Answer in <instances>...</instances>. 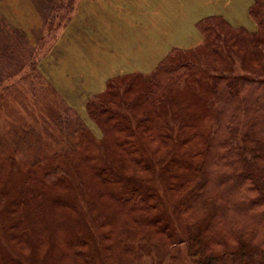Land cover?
I'll list each match as a JSON object with an SVG mask.
<instances>
[{"label": "rangeland", "instance_id": "1", "mask_svg": "<svg viewBox=\"0 0 264 264\" xmlns=\"http://www.w3.org/2000/svg\"><path fill=\"white\" fill-rule=\"evenodd\" d=\"M11 1L12 5L9 9H12V14L5 15L0 11V33L7 32L6 29H23L26 25L32 24L28 33L34 46L32 48L35 54L34 60L40 62L48 56L46 60L51 62L52 68L50 76L58 81H63L64 84L60 88L54 87L46 78L59 94L58 97L48 84L41 87L42 80L38 78L39 86L34 87L38 94L34 96L30 86L31 78L28 75L29 63L17 78L5 83L9 88L14 85L12 88H21V90L14 96H9L5 89L3 92L0 90V142L2 143L0 157L3 156V153L11 154L13 152L14 156L19 159L15 164H32L33 169L40 165L43 171L47 170L49 162L47 163L44 159L38 163V158L46 156L50 150V148L41 146L42 143H45L44 139L47 141L46 135L43 136V127H49L52 135L58 136L57 141L62 144L66 141L65 148L62 145L56 150V155L60 157V168L66 169L67 171L64 170L66 174L74 169L72 175L74 181H85L86 185L92 187L88 188L89 190L85 189L81 194L79 190L77 192V189L75 194L72 193V198L79 200V208L88 214L85 202L93 199L90 190L108 188L101 182L103 180L101 174H96L95 170L98 168L104 171L102 174L105 175L108 172L103 165L96 166L95 159L108 155L111 160H116V152L112 151L110 155L106 143L110 141L111 145V141L115 143L117 139L124 143L118 147L117 150L120 149V152L117 153L122 156L121 158L127 157L125 148L129 142H132L134 159L127 157L125 160L127 169H122L118 162L116 164L118 168L112 167L118 174H122L124 177L129 176L134 182L143 185L140 188L145 189L148 194V199L144 201V207L133 211L131 217L134 218L127 221L131 231L135 233L130 238L128 236L131 232L126 233L127 237L122 235V229H124L122 218L128 217L127 214H124L122 218L118 216L120 221L116 222V230L112 231L110 228L109 232L106 220L96 222L90 219L89 215L87 219L76 218L80 224L75 222L74 235L79 236L80 244L74 246L73 251H76L78 262H73L75 264H255V260H251L253 248L250 244V236L240 239L238 242L231 238L225 240L222 238L223 241L220 238L211 237L209 240L211 236L209 234L206 235V240L203 239L201 231L208 227L209 222L207 224L205 222V218L208 217H194L197 214L194 205L197 204H193V197L187 195L192 190L193 184L181 186L182 182L178 180L180 172L177 165L178 160L185 163V158L180 154L188 150L190 153L203 150L204 140L212 130L213 108L211 110L209 78L226 74L229 70H232L233 74H242L240 70L264 74V42H262V46L252 43H244L240 46L238 43L235 47H232L234 44L231 42L220 45L209 44L197 30V24L203 18L216 16L215 14H205L206 11L216 9L226 12L229 9L230 14L225 16L226 18L218 16L223 17L231 29L253 31L255 23L249 15V8L255 0H216L217 4H214L213 0H209L210 3L207 4V7H200L199 3L207 0H198L199 2L180 0L181 6L186 9L185 12H183L184 7L179 8L178 11L177 6L173 5L177 0H169L164 9L158 11L157 28L151 37V43L140 47L139 60L134 63L140 71L135 73L148 74V71L163 60L172 48L189 50V57L193 64H190V67L192 66L194 69L186 81L164 94L159 101L152 102L144 99L142 94L144 92H141L143 89L138 85L139 81L136 80L137 78L134 79V76H129L132 73L126 72L117 76L120 78L113 81L107 80L114 73L113 69L119 67L117 72L124 69L129 71L128 66L124 67L119 62H114L110 63V67L102 68L101 55L89 47L85 39L78 38V35L76 36L77 44L75 45L74 42L72 52L68 56L66 52L58 49L66 43L54 47L58 39L59 41L64 39L60 40V37L74 17L79 0ZM240 1L243 4H240ZM244 8H246L245 11H241ZM89 10L97 18L106 14L98 3L90 4ZM241 19H243L242 23H240ZM185 27L189 31H184L179 36L177 30ZM83 28H85L84 25ZM230 33L233 32L230 31ZM66 36L71 39V42L72 37H75L73 34L71 36L69 31ZM1 38L6 41L5 37L1 36ZM222 38L228 39L229 37L223 32ZM52 48L55 50L54 52ZM256 50L260 51L258 57L253 55ZM184 53L181 52L180 55ZM117 60L123 62L124 57H117ZM257 60H261V62ZM71 71L72 74L75 72L80 74L84 78V82L80 77L69 79ZM174 90L176 95L173 98ZM193 93L199 96L201 105H197L189 96ZM99 94L101 96L96 97ZM177 95L179 98L175 99ZM89 101L105 103L99 113L98 122L93 119L90 111L91 116L88 113L87 104ZM60 103L66 104L63 110L67 113L61 109ZM180 103L188 106L186 112L181 109L179 117L173 116L172 112L170 113L171 106ZM199 108L200 111H198ZM150 123H154L152 126L155 127L149 126ZM79 124H85L88 130L87 136L84 133L86 142L82 141L77 144L78 137L81 136V133L78 132ZM33 128L36 129L34 133ZM152 128H156V130ZM168 128H172L173 132H171L172 129L168 131ZM158 129L161 130V133ZM31 135L32 137H30ZM190 135L193 136L190 138ZM54 139L55 137L51 142H55ZM183 140L188 141L178 146ZM13 146L14 149L10 148ZM83 151H87L86 158L84 154L82 155ZM89 152L92 153L94 160L89 156ZM187 155L188 152L186 157ZM90 158H92V162H86L85 159ZM137 159L138 162L134 165L132 162ZM188 161L190 162V159ZM193 161L198 162L199 158L194 157ZM40 174H44V172H36L35 169L32 177L36 178ZM17 178L20 179L21 175ZM0 181L2 182L0 185L4 184L1 173ZM134 184L131 185L135 191ZM113 187L118 186L115 184ZM1 193L0 190V195ZM44 193L50 195L48 190ZM61 193L65 195L69 191L63 189ZM195 193H200L198 187H196ZM120 196L122 199L124 198V194ZM105 198L101 197L98 200L99 204ZM1 199L0 216L2 207L7 205L9 199L12 201V198L3 197ZM113 200L117 202L115 197L110 196L109 201H104L106 203L103 204L109 210L116 208V202H111ZM134 201L130 198L126 203L128 205L130 203V208H132L131 203ZM2 217H0V233H2ZM136 218L138 220L143 218L148 222L152 220L154 224L148 223L144 229L142 226L139 228V223L134 221ZM186 227L189 228L190 241L187 240V233H181ZM81 229L82 231H80ZM83 229L85 230L84 237ZM87 233L89 237L92 234L98 236L99 233H102L104 241L98 243L94 240V243L88 241L86 244ZM5 235V233L0 235V248L2 247L6 251L0 250V259L6 258L12 262H18V264H46L43 259L45 253L47 257L50 251L47 247L42 248L38 257L31 245L28 244L29 242H23L14 237L6 243L5 237L8 236ZM128 245L134 248L131 253H126L124 250ZM115 247L119 249L114 251ZM243 254H247L248 257L242 258ZM118 257L124 260L119 261ZM257 262L264 264V255ZM69 264H72V261Z\"/></svg>", "mask_w": 264, "mask_h": 264}, {"label": "trees", "instance_id": "2", "mask_svg": "<svg viewBox=\"0 0 264 264\" xmlns=\"http://www.w3.org/2000/svg\"><path fill=\"white\" fill-rule=\"evenodd\" d=\"M249 15L255 23L253 31L239 28L231 29L227 21L218 15L201 19L197 24V30L209 44L220 45L231 42L234 44L232 47H235L238 43L240 46L244 43L262 46V42H264V0H255L249 8ZM6 30L7 32L0 33L1 92L5 89L8 91L9 96H14L21 90V88H12L14 85L9 88L5 83L17 78L29 63L28 75L31 78L30 86L34 96L38 94L36 88H34L39 86L38 78L42 80V83L40 82L41 87L48 84L54 94L58 96L59 94L54 87L40 72L39 62L36 59L34 60L35 54L32 50L34 46L28 35L21 29ZM230 31L233 33H230ZM223 32L229 37L228 39L222 38ZM250 32L254 33L250 34ZM1 36L5 37L6 41ZM181 52L185 53L180 55ZM253 55L258 57L260 51L256 50ZM257 61L261 62V60ZM190 64L193 65L189 57V50L172 48L150 73H132L129 76H134V79L137 78L136 80L139 81L138 85L143 89L141 92H144L142 94L146 101H159L164 94L190 77V72L194 69L192 66L190 67ZM240 71H242V74H233L232 70H229L226 74L220 73V76L209 78L211 110L213 108L212 130L204 140L203 150L196 152L197 154L195 152L190 153L189 150L180 154L185 158V163L178 160L179 169H177L180 172L178 180L182 182L181 186L183 187L193 184L192 190L187 195L193 197V204H197L194 205L197 212L194 217H208L205 218V222L206 224L209 222V225L201 231L203 239L206 240V235L209 234L211 235L209 240L211 237H214V239L220 238L221 240L231 238L238 242L240 239L250 236V244L253 248L251 260H255L254 263L258 264L257 260L262 259L264 255V74L246 70ZM117 78L120 77L111 78L109 81ZM133 85L135 84L133 83ZM175 95L174 90L172 97L174 98ZM179 95L175 99H178ZM98 96L100 97L101 94L96 95V97ZM189 96L197 105H201L200 98L196 93ZM65 105L59 104L62 110ZM104 106L105 103L103 102L94 103L89 101L87 104L88 113L90 111L96 122H98L99 113ZM187 107L184 103L174 104L171 106L170 113L172 112L173 116L179 117L180 110L186 112ZM198 111H200V108ZM65 112L67 113V111ZM60 120L63 121L62 118ZM152 125L154 123H150L149 126L155 127ZM78 128L81 136L78 137L77 144L82 143V141L85 143L84 133L87 136L88 129L85 124H79ZM43 129V136L46 135L47 141L44 139L45 143H42L41 146L50 148V150H48L46 156L38 158V163L45 159L50 165L44 171L40 165L35 169L36 172L42 171L44 174L33 178L35 169H33L32 164H15L19 159L14 156L13 152L11 154L3 153V156L0 157V173L4 181V184L0 185L2 191L0 201L3 197L12 198V201L9 199L7 205L2 207L1 213L3 225L0 235L5 233V236H8L5 237L6 243L17 237L23 242H29L28 244L31 245L38 257L42 248L47 247L50 251L47 257L45 253L43 259L46 264H69L71 261L72 264H75L78 260L76 259V251H73V249L75 245L80 244L79 236L74 235V230L76 231L74 229L75 222L79 223L76 221L77 219H83V217L87 219L89 215L90 219L96 222L106 220L108 222L107 231L109 232L110 228L112 231L116 230V222L120 221L117 217L121 216L122 218L124 214H127L128 217L124 216L122 218V224L124 225L122 235L126 236L127 232H131L129 238L135 235L127 221L134 218L131 217L133 211H138L144 207V201L148 199V194H146L145 189L140 188L143 185L134 182L129 176L125 175L126 177H124L122 174H118L113 168L118 166L116 165L118 162L122 169H127L125 160L127 157L129 159L133 158L132 142H129L125 148L127 157L121 158L122 156L117 153L120 152V149L117 150L118 147L124 145L121 140L117 139L115 143L111 141V145L110 141L106 143L110 155L112 151L116 152V160H111L108 155L104 158L95 159L97 161L96 166L101 164L108 172L105 175L102 174L104 171L98 168L95 170L96 174H101L103 178L101 182H103V185L106 184L108 188L90 190L93 199L87 201V203L85 202L88 213L86 214L79 208V200L72 198V193L75 194L77 189V192L79 190L81 194L85 189L92 187L86 185L85 181L80 182L77 180L75 182L72 177L74 169H72V172H67L69 174L67 175L64 172V170H67L60 168V157L56 155V150L58 147L61 148L62 145L65 148L66 141L64 144L57 141L58 136H53L49 127L45 126ZM152 129L156 130V128ZM171 129L168 128L167 130L170 131ZM32 130L33 133L36 132V129L33 128ZM158 131L161 133L160 129ZM171 132H173V129ZM191 136L193 135L189 137L191 138ZM53 137H55V142H51ZM186 141L188 140H183L178 146ZM1 144L0 142V149ZM10 148L14 149V146ZM83 152L82 155L84 154L86 158L87 151ZM91 154L90 157H92ZM194 157L199 158V161L194 162ZM92 158L85 160L86 162H92ZM118 159L121 161H117ZM138 159L132 163L136 165ZM188 159H190V162ZM11 174L13 175L11 176ZM20 175L21 178H17ZM160 175L162 176V174ZM0 183L2 182L0 181ZM132 183H135V191L133 185H131ZM115 184L118 187H113ZM196 187H198L200 193H195ZM63 189H66L69 193L63 195L61 193ZM47 190L50 195L44 193ZM121 194H124L123 199L120 196ZM110 196L115 197L117 202L115 200L111 201L116 202V208L109 210L103 203L109 201ZM101 197L106 198L102 199L103 202L99 204L98 200ZM130 198L135 200L131 203L132 208H130V203L129 205L126 203ZM134 221L137 224L139 223V228L142 226L143 229L148 223L154 224L152 220L148 222L143 218H140V220L136 218ZM189 228L186 227L185 230L181 231V233H187V240L189 239ZM196 228L198 227L196 226ZM84 236L85 230L83 232ZM86 239V244L88 241L90 243H94V240L98 243L104 241L102 233H99L98 236L92 234L90 237L87 233ZM132 245H134V242H132ZM1 249L5 251L2 247ZM114 249L116 251L119 248L115 247ZM133 249L129 245L124 248L126 253H131ZM80 256H83V254H80ZM241 257L247 258L248 255L243 254ZM118 259L119 261L124 260L121 257H118ZM41 263L43 262L41 261ZM0 264H18V262L3 258L0 259Z\"/></svg>", "mask_w": 264, "mask_h": 264}, {"label": "crops", "instance_id": "3", "mask_svg": "<svg viewBox=\"0 0 264 264\" xmlns=\"http://www.w3.org/2000/svg\"><path fill=\"white\" fill-rule=\"evenodd\" d=\"M168 1L169 0H79L74 17L60 37V40L64 39L62 41L58 39L59 42L57 41L54 47H59L61 43H66L58 49L66 52L68 56L69 53L72 52V45L74 42L75 45L77 44L78 39L76 36L78 35V38L85 39L88 46L101 55L102 68L110 67V63L114 62H119L120 65L124 67L128 66L129 71L124 69L117 72L116 70L119 67L113 69L114 73L110 75L107 80L121 76L126 72H138L140 69L134 63L136 60H139L140 47L147 46L151 43V37L157 28L158 11L164 9ZM93 3L100 4L106 14L101 18L92 15L89 10V5ZM240 4H243V2ZM11 5V0H0V11L5 15L12 14V9H9ZM173 5L177 6L178 11L179 8L184 7L181 6L182 2L180 0H177ZM245 9L246 8L241 9V11H245ZM241 11L239 13L240 18ZM205 14H215L225 17L230 13L229 9L226 12L213 9L212 11H206ZM228 21L231 22V20ZM242 22L243 19H241L240 23ZM83 25L85 28H83ZM31 26L32 24L26 25L21 29L25 31L28 37V31ZM68 31L71 36L72 34L75 36L72 37V42L71 39L66 36ZM54 51L55 50H53V52ZM117 57H124L123 62L117 60ZM46 58L38 63V68L54 87L60 88L64 82L58 81L50 76V69H52L51 62L46 60ZM154 67L149 71H152ZM75 77H80L82 82H84V78L80 74L76 72L72 74L71 71L68 78L72 80Z\"/></svg>", "mask_w": 264, "mask_h": 264}, {"label": "bare ground", "instance_id": "4", "mask_svg": "<svg viewBox=\"0 0 264 264\" xmlns=\"http://www.w3.org/2000/svg\"><path fill=\"white\" fill-rule=\"evenodd\" d=\"M195 2H199L198 0H194ZM213 2H214V4H217V1L216 0H213ZM241 3H242V1H240ZM200 3V7H207V4H209L210 3V1L209 0H207V1H205V2H199ZM186 11V9L184 8L183 9V12H185ZM188 32L189 31V29H187L186 27L185 28H182V29H180V30H177V33H178V35L179 36H181V34L183 33V32ZM196 38V37H195ZM197 39V38H196Z\"/></svg>", "mask_w": 264, "mask_h": 264}]
</instances>
